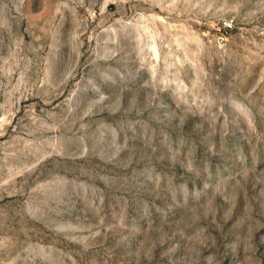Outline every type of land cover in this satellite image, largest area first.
I'll use <instances>...</instances> for the list:
<instances>
[{
  "label": "rangeland",
  "instance_id": "rangeland-1",
  "mask_svg": "<svg viewBox=\"0 0 264 264\" xmlns=\"http://www.w3.org/2000/svg\"><path fill=\"white\" fill-rule=\"evenodd\" d=\"M0 264H264V0H0Z\"/></svg>",
  "mask_w": 264,
  "mask_h": 264
}]
</instances>
